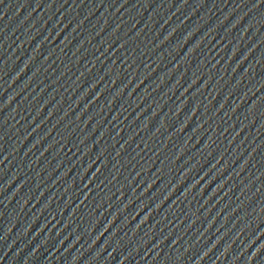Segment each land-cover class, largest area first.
<instances>
[{"label": "water", "instance_id": "1", "mask_svg": "<svg viewBox=\"0 0 264 264\" xmlns=\"http://www.w3.org/2000/svg\"><path fill=\"white\" fill-rule=\"evenodd\" d=\"M0 264H264V0H0Z\"/></svg>", "mask_w": 264, "mask_h": 264}]
</instances>
